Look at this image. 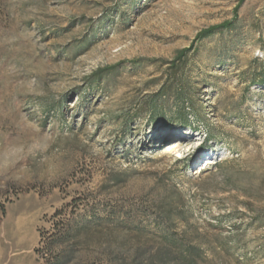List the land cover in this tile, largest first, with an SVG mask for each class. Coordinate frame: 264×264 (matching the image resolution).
Masks as SVG:
<instances>
[{"label": "rangeland", "instance_id": "obj_1", "mask_svg": "<svg viewBox=\"0 0 264 264\" xmlns=\"http://www.w3.org/2000/svg\"><path fill=\"white\" fill-rule=\"evenodd\" d=\"M0 264H264V0H0Z\"/></svg>", "mask_w": 264, "mask_h": 264}, {"label": "trees", "instance_id": "obj_2", "mask_svg": "<svg viewBox=\"0 0 264 264\" xmlns=\"http://www.w3.org/2000/svg\"><path fill=\"white\" fill-rule=\"evenodd\" d=\"M233 26V22H227L224 23L222 25L216 26V27H211L209 29H206L204 31H201L197 36H196V42L201 41L209 36H212L213 34H215L216 32L219 31H224V30H229L231 27ZM186 52V51H184ZM181 52L178 54V59H177V63H179L180 61L184 60V56L185 53ZM101 72L102 71H98L93 75V79L97 78H101Z\"/></svg>", "mask_w": 264, "mask_h": 264}, {"label": "bare ground", "instance_id": "obj_3", "mask_svg": "<svg viewBox=\"0 0 264 264\" xmlns=\"http://www.w3.org/2000/svg\"><path fill=\"white\" fill-rule=\"evenodd\" d=\"M168 143H169V142H168ZM170 143H171V144H169V145L167 146L168 148L174 146V145H173V142H170ZM210 163H212L211 160L206 161V162L203 164L202 169H203V170L206 169L208 166L205 165V164H210ZM202 169H198V170H196V171L194 172V174H200V173H202Z\"/></svg>", "mask_w": 264, "mask_h": 264}]
</instances>
